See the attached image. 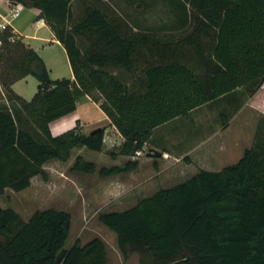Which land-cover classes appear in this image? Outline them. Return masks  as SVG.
Listing matches in <instances>:
<instances>
[{"label":"trees","instance_id":"trees-1","mask_svg":"<svg viewBox=\"0 0 264 264\" xmlns=\"http://www.w3.org/2000/svg\"><path fill=\"white\" fill-rule=\"evenodd\" d=\"M13 1L38 11L36 19L63 48L72 79H50L35 51L9 27L2 31L0 196L26 189L35 176L45 179L44 165L66 162L75 149L102 150L105 128L88 134L78 125L57 135L49 130L85 97L101 101L122 138L109 156L130 158L150 143L155 128L236 91L251 97L264 83V0H187L183 34L163 38L131 33L104 0H79L84 8L74 21L76 0ZM84 36L85 47L78 40ZM27 76L38 82L29 101L11 90ZM221 117L223 126L228 116ZM137 166L127 160L97 169L77 156L70 170L105 178ZM97 219L115 235L123 259L135 253L139 264H264V118L234 164L198 170ZM70 226L64 211H35L21 222L0 207V264H106L98 238L64 248Z\"/></svg>","mask_w":264,"mask_h":264},{"label":"rangeland","instance_id":"rangeland-1","mask_svg":"<svg viewBox=\"0 0 264 264\" xmlns=\"http://www.w3.org/2000/svg\"><path fill=\"white\" fill-rule=\"evenodd\" d=\"M104 1L115 10L118 17L124 20L130 28L135 29L137 27V30L141 29V25H146L145 29L157 32L160 29L172 27L177 20L188 16V10L184 7L187 0ZM83 8L84 5L79 0L73 3V21L82 14ZM2 12V14L5 13V11ZM34 18L35 10L21 6L19 16L10 21L9 24L25 36L26 42H29L33 47H38L40 42L32 41L30 37L44 38L47 31L45 29L35 31ZM6 19L8 18L6 17ZM7 27L10 28V25ZM11 35L24 44L19 35L12 32ZM78 40L83 47L88 45L85 36L79 37ZM60 50L52 49L48 53H42L46 57L48 67L51 69L49 70V78L52 80L70 78L71 76L66 57ZM0 71L3 72V67H0ZM37 84L38 82L34 77L27 76L25 80L16 84L15 91L24 100L29 101L36 92ZM258 90L259 92L251 101L252 104L233 122L231 130L226 134L227 138L230 139L238 137L240 144L247 147H250L252 143L258 121L264 118V83ZM3 94L4 90L0 85V105L5 103ZM96 96V94L93 95V97ZM80 102H83V100H80ZM217 114L220 115V112L218 111ZM218 122L221 125L223 122L222 117L218 118ZM121 142V136L114 131H105L103 148L100 152L75 149L66 162L50 161L46 163L43 167L46 174L45 179L35 176L31 178L29 187L19 192L10 189L4 190L0 196V207L12 209L18 214L21 222L27 221L35 211L54 209L67 212L71 216V226L64 248H69L76 240L84 245L90 240L98 238L105 245L106 264H139V257L135 253H130L126 259H123L117 248L115 235L99 223L98 215L128 209L138 200L150 196L154 191L184 181L195 174L197 170L190 167V171L184 173H174V171L158 173V166L161 165L159 161L161 155L157 158L152 157L151 154L148 156L147 154L152 153L151 151L154 150L149 148L148 144H145L139 150L140 154L134 153L130 158L117 156L112 159L109 152H115ZM77 156L85 161L93 162L97 169L113 166L122 167L127 160L137 161L138 166L134 171L102 178L97 173L89 175L71 171L70 168ZM235 157V160H230L231 162H227V164H221V167L237 162L236 160L240 156ZM153 162H155L156 167H154ZM205 169L217 172L216 169L220 168H218V165H214L207 166Z\"/></svg>","mask_w":264,"mask_h":264},{"label":"crops","instance_id":"crops-1","mask_svg":"<svg viewBox=\"0 0 264 264\" xmlns=\"http://www.w3.org/2000/svg\"><path fill=\"white\" fill-rule=\"evenodd\" d=\"M33 10H35V18L33 19L35 31L42 29L47 31L46 37L44 38L35 36L30 37L32 41L40 42L38 47H33L29 42H26L25 36L21 35L10 24L11 32L14 34L16 33L22 38L25 47L35 51L43 61L49 73L51 69L48 67L45 59L46 57L43 54L46 52L48 53L52 49H61L60 52L62 51L61 53L64 55L65 52L61 45L54 39L52 32L44 22L40 19H36L38 11L36 9ZM187 24V17H182V19L177 20L172 27H167L162 30L158 29L159 31L157 32L145 29L146 25H141V29L138 30L136 29L137 27L135 29L130 28L129 25L128 27L131 33H136L137 35L163 38L169 35L183 34ZM147 27L149 26L147 25ZM65 59L68 63L67 57ZM69 71L71 73L70 66ZM26 78L27 77L17 80L11 85V89L16 95L20 96L15 91L16 84ZM69 79H72V73ZM258 92L259 90L253 96L246 97L241 94V92L236 91L229 96L219 98L212 103L202 105L192 110L186 117L174 119L155 128L148 145L149 148L161 153V157L159 158L161 165L158 166V173L165 171L184 173L187 171L189 172L190 167H193L194 170L197 171L204 170L212 172V170L205 168H207V166L218 165V168L222 169L223 167H221V164H227V162L235 160V156L241 157L243 151L248 147L246 145H241L238 137L230 139L227 138L226 134L231 130L233 122L239 118L250 104H252L251 101ZM81 100H83V102L77 104L74 112L49 123V130L52 135L60 134L76 125H78L85 134H88L95 128H105V131H114L119 135L116 129L110 125L109 119L101 111L97 103L93 102L89 97H85ZM218 111L220 115L217 114ZM222 114L228 116V121L223 126L218 122V118L221 117ZM220 169H216V171Z\"/></svg>","mask_w":264,"mask_h":264},{"label":"built area","instance_id":"built-area-1","mask_svg":"<svg viewBox=\"0 0 264 264\" xmlns=\"http://www.w3.org/2000/svg\"><path fill=\"white\" fill-rule=\"evenodd\" d=\"M3 9V10H2ZM5 11L4 14H2ZM21 11V5L17 4L13 0H0V35L2 31L10 25L9 22L17 18ZM6 17L8 19H6ZM1 47V39H0ZM135 154H140L139 151H136Z\"/></svg>","mask_w":264,"mask_h":264},{"label":"water","instance_id":"water-1","mask_svg":"<svg viewBox=\"0 0 264 264\" xmlns=\"http://www.w3.org/2000/svg\"><path fill=\"white\" fill-rule=\"evenodd\" d=\"M98 130V128H96V129H94V130H92L90 133H93L94 131H97ZM152 153H149V154H147L148 156L151 154L152 155V157H160V155H161V153L160 152H158V151H156V150H152L151 151Z\"/></svg>","mask_w":264,"mask_h":264}]
</instances>
